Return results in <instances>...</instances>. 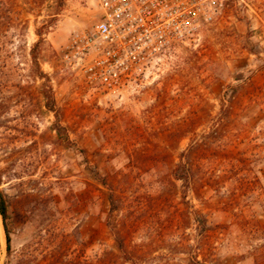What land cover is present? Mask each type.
<instances>
[{"label": "rangeland", "instance_id": "1", "mask_svg": "<svg viewBox=\"0 0 264 264\" xmlns=\"http://www.w3.org/2000/svg\"><path fill=\"white\" fill-rule=\"evenodd\" d=\"M15 2L10 17L29 22L0 24V190L11 237L8 252L0 216V264H264V0H225L218 20L116 91L62 58L72 32L97 21L98 1L62 0L38 53L69 143L52 128L30 53L55 0ZM213 135L230 155L199 157L201 178L175 179L180 154ZM96 171L111 184L112 213Z\"/></svg>", "mask_w": 264, "mask_h": 264}, {"label": "built area", "instance_id": "2", "mask_svg": "<svg viewBox=\"0 0 264 264\" xmlns=\"http://www.w3.org/2000/svg\"><path fill=\"white\" fill-rule=\"evenodd\" d=\"M100 15L74 30L63 60L110 91L141 79L201 24L218 20L225 0H97Z\"/></svg>", "mask_w": 264, "mask_h": 264}, {"label": "trees", "instance_id": "3", "mask_svg": "<svg viewBox=\"0 0 264 264\" xmlns=\"http://www.w3.org/2000/svg\"><path fill=\"white\" fill-rule=\"evenodd\" d=\"M43 0H34V3H31V5L34 4H41ZM62 0H55V7H53V12L47 14V18L42 20V24L36 28L35 33L38 37L36 42L33 44L31 48V60L32 64L34 65L35 68V78H45L46 83H44V90H43V97L45 101V107L53 113L55 117V121L52 125V128L54 131L57 132V136L61 139H64L67 143L71 141L69 132L66 128V126L63 125L62 123V114L60 109L57 107L55 96H54V89L51 84V78L42 70L41 67V62L39 59V53L38 49L41 47L42 43L45 41V34L48 31L49 28H51L52 23L57 20L58 15L60 14L61 11V3ZM16 2L15 0H0V7L2 10V20L1 21V26L7 24H11L13 26L15 25H22V29L27 28L28 26V20H23L20 18V12H17L16 18H11L10 17V9L11 7L15 8L16 7ZM26 5V4H23ZM22 11V10H20ZM33 8L27 7V12L32 13ZM21 30V29H19ZM212 135V134H211ZM207 139V140H206ZM216 138L213 137H207L205 139H202L200 142H192L191 145L184 150L180 154V161L174 166V168L171 170V175L177 180H184L188 181L190 183L198 180L201 178L200 176L203 175L204 171L203 168L204 166H201L200 164H196V161L199 157L207 156L208 154L216 155L219 152H222L225 155H230L229 151L224 149V147H219V146H214L212 143H214ZM83 152L86 153V150L83 149ZM233 157H230L232 159ZM203 159V158H200ZM232 161H234L232 159ZM239 162V161H238ZM233 165H235L233 163ZM232 165V167H234ZM246 165V166H245ZM237 166V165H236ZM245 170L248 171V173H253L255 175V172L253 169L245 162V164H242ZM254 166V164H253ZM256 167V166H254ZM257 175V174H256ZM95 178L96 180L103 186L107 187L109 190H111V193L109 194V203H110V212H114L117 210V204L114 199V194L112 192L111 184L108 181L107 177L100 174L99 172H95ZM255 183L258 184L260 183V178L257 175L254 179ZM2 184V176L0 175V185ZM0 216L2 218V223L3 227L5 230V235H6V245H7V251H10V246H11V237L10 234L7 230L6 227V222L9 217V204L8 200L5 196V194L0 190ZM195 221L198 223V225H202L203 227H207L206 220L204 218H198V216H195ZM115 239L117 242L118 247L122 250L124 255L126 256L127 253L125 251V244L124 240L121 236V232L117 231V234L115 235ZM130 259V258H129ZM103 264H108L107 262H104Z\"/></svg>", "mask_w": 264, "mask_h": 264}]
</instances>
